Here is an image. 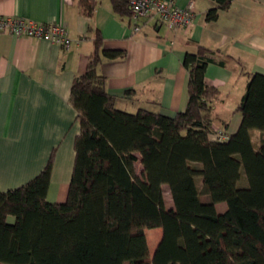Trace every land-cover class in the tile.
I'll return each mask as SVG.
<instances>
[{
    "label": "trees",
    "instance_id": "1",
    "mask_svg": "<svg viewBox=\"0 0 264 264\" xmlns=\"http://www.w3.org/2000/svg\"><path fill=\"white\" fill-rule=\"evenodd\" d=\"M213 1L207 21L231 2ZM80 3L90 15L94 1ZM111 4L119 14L130 13L127 0ZM100 47L97 33L85 71L70 86L79 131L66 199L46 200L50 159L26 183L0 191V264H264V74L244 72L245 91L234 108L241 115L238 128L213 140L210 114L218 89L206 84L205 68L226 66L231 56L201 44L184 54L187 101L171 117L116 108L97 65L125 53ZM243 175L247 186L238 187ZM163 184L172 208L165 205ZM219 202L226 204L223 212ZM155 227L162 236L151 256L144 230Z\"/></svg>",
    "mask_w": 264,
    "mask_h": 264
},
{
    "label": "crops",
    "instance_id": "2",
    "mask_svg": "<svg viewBox=\"0 0 264 264\" xmlns=\"http://www.w3.org/2000/svg\"><path fill=\"white\" fill-rule=\"evenodd\" d=\"M93 1L87 15L81 0H0V15L62 22L71 38L64 49L48 40L0 32V191L26 183L50 159L46 200L66 199L79 131L76 110L69 102L70 86L85 71L97 33L100 50L125 53L114 59L102 57L97 71L115 97V107L132 113L145 108L172 117L185 108L188 72L182 59L195 51L196 44L231 56L226 66L209 63L204 80L218 89L210 114L212 128L228 135L238 128L241 115L234 108L245 91L240 87L247 78L244 72L264 74L260 0H231L213 21L205 19L213 0H172L180 7L192 1L194 9L192 23L175 31L155 16L135 19L130 13L115 12L111 0ZM248 17L251 20L245 23ZM172 206L173 202L166 207ZM155 228L161 238L162 229ZM154 249L150 253L149 248L151 256Z\"/></svg>",
    "mask_w": 264,
    "mask_h": 264
},
{
    "label": "built area",
    "instance_id": "3",
    "mask_svg": "<svg viewBox=\"0 0 264 264\" xmlns=\"http://www.w3.org/2000/svg\"><path fill=\"white\" fill-rule=\"evenodd\" d=\"M127 5L135 19L155 16L172 31L190 25L194 17L192 1L185 7L176 5L172 0H127ZM133 29L138 31L139 25H135ZM0 32L48 40L64 49H68L71 44L67 26L62 22L43 23L22 17L0 15ZM210 134L213 140H224L228 137L224 131L215 128Z\"/></svg>",
    "mask_w": 264,
    "mask_h": 264
},
{
    "label": "rangeland",
    "instance_id": "4",
    "mask_svg": "<svg viewBox=\"0 0 264 264\" xmlns=\"http://www.w3.org/2000/svg\"><path fill=\"white\" fill-rule=\"evenodd\" d=\"M258 10H259V14H260L259 20L261 23L260 24L261 28L259 29V31L264 35V0H260V6L258 7ZM249 20H251L250 17H248L247 19L245 18L243 21L246 23ZM246 80H247V78H244L243 81H240V83H241L240 87H241L242 91H244V87H245L244 83L246 82ZM215 129L224 131L221 128H215ZM258 134H259L258 130H256V129L251 130L252 144H253L254 148H256V149L258 148L259 139H260ZM135 167H136L137 172H139L141 170V166L138 162L135 164ZM196 183H197V186L199 187V189L201 190V193H202L201 199L203 201H207L208 195L204 194V192H203L202 180L200 178L199 179L197 178ZM237 186L238 187L247 186V179H246L245 175H243L240 178V180L237 183ZM163 196H164V201H165L166 206L172 205V198H171L169 190L166 187H164V189H163ZM215 206H216V209L218 212H223L226 208V204L224 202L216 203ZM159 230H160L159 228H147V229H145V236H146V240L148 242L149 248H150V253H152V250L155 248L156 244L158 243V241L160 239V237H159L160 231Z\"/></svg>",
    "mask_w": 264,
    "mask_h": 264
}]
</instances>
